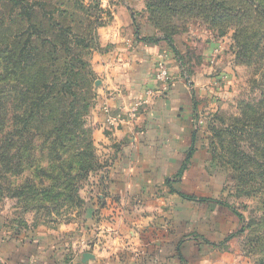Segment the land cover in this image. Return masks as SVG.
<instances>
[{"label":"crops","instance_id":"obj_1","mask_svg":"<svg viewBox=\"0 0 264 264\" xmlns=\"http://www.w3.org/2000/svg\"><path fill=\"white\" fill-rule=\"evenodd\" d=\"M86 1L105 12L93 59L102 80L90 114L103 168L85 194L89 222L39 223L17 238H0V264H239L213 249L226 230L217 219L223 209L180 196L216 199L222 184L194 136L209 77L182 71L148 25L146 0ZM161 54L165 84L153 77ZM147 89L155 96L130 118Z\"/></svg>","mask_w":264,"mask_h":264},{"label":"rangeland","instance_id":"obj_2","mask_svg":"<svg viewBox=\"0 0 264 264\" xmlns=\"http://www.w3.org/2000/svg\"><path fill=\"white\" fill-rule=\"evenodd\" d=\"M215 2L225 3L227 12L208 8L204 15L194 11L165 22L175 34L173 43L180 53L182 62H177L182 71L187 76L200 72L209 77L199 98L194 136L201 140L209 166L216 170L222 184L216 199L195 196L194 202H213L223 209H218L217 219L226 230L213 243V249L234 257L239 264H264V4L260 0ZM99 9L86 0H0V74L13 68L20 72L18 77H0V86H25L29 79L24 69L38 72L39 83L53 82L67 64L81 70L78 96L89 105L83 117L86 133L81 137L87 143L93 140L90 114L102 80L93 65L100 46ZM217 14L228 17L217 21ZM22 49L32 57L37 54L36 59L18 62ZM41 140L38 137L35 144ZM24 156L22 162L20 157L13 160L12 171L0 177V238H17L39 223L89 222L92 209L85 194L91 191L90 179L100 172L90 174L84 183L80 208L67 207L50 197L43 198L45 207L25 211L16 205V199L10 200L9 188L27 179L48 186L62 175L56 172L59 163L43 158L29 161ZM17 172L20 174L14 177Z\"/></svg>","mask_w":264,"mask_h":264},{"label":"trees","instance_id":"obj_3","mask_svg":"<svg viewBox=\"0 0 264 264\" xmlns=\"http://www.w3.org/2000/svg\"><path fill=\"white\" fill-rule=\"evenodd\" d=\"M215 1L146 0L148 23L162 36L179 63L182 61L173 43L175 34L165 22L169 23L172 16L182 18L194 11L204 15L208 8L227 12L225 3ZM260 1L264 4V0ZM93 2L102 13L97 20L101 23L100 28L105 12L99 3ZM262 11L264 15V9ZM227 17L217 14L215 20L224 21ZM36 56L37 54L32 57L22 49L18 52L17 61L30 63ZM76 63L85 67L79 60ZM24 72L29 79L25 86L16 83L14 86H0V177L12 171L13 160L20 157L22 162L21 155H25L29 161H37V158L46 159L47 162L54 161L59 163L56 172L62 175L60 178L55 177L54 182L48 186H42L41 182L38 185L27 179L24 184L9 188L10 200L16 199V205L25 211L45 207L42 200L50 197L58 198L67 207L80 208L83 205L80 193L84 183L87 184L90 174L101 172L103 168L95 157L93 140L87 143L81 137L86 133L83 117L89 109L86 99H79L78 96L81 70L67 64L60 77L54 76L53 82L44 83L36 82L38 72L34 74L30 69H24ZM8 74L20 76V72L17 73L13 68L1 73L0 77L6 78ZM42 76L46 77L47 71L43 70ZM77 105H81L80 108H76ZM38 137L42 140L36 145ZM39 170L42 172L41 168ZM19 174L17 172L14 177ZM180 196L189 201L196 198L182 193Z\"/></svg>","mask_w":264,"mask_h":264},{"label":"built area","instance_id":"obj_4","mask_svg":"<svg viewBox=\"0 0 264 264\" xmlns=\"http://www.w3.org/2000/svg\"><path fill=\"white\" fill-rule=\"evenodd\" d=\"M164 54L158 56V60L154 65L153 70V77L154 80L158 84H165L169 80V70L167 65L165 64L163 60ZM156 92L152 89H147L144 93V97L141 99H138L134 102V104L130 107L128 115L130 118L134 119L139 110L146 107L150 100L155 96Z\"/></svg>","mask_w":264,"mask_h":264},{"label":"water","instance_id":"obj_5","mask_svg":"<svg viewBox=\"0 0 264 264\" xmlns=\"http://www.w3.org/2000/svg\"><path fill=\"white\" fill-rule=\"evenodd\" d=\"M83 258L85 259V262H86L91 258V256H89V254H85Z\"/></svg>","mask_w":264,"mask_h":264}]
</instances>
